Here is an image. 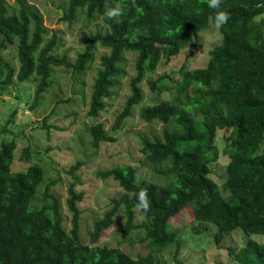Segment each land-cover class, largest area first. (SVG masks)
<instances>
[{
  "label": "trees",
  "instance_id": "obj_1",
  "mask_svg": "<svg viewBox=\"0 0 264 264\" xmlns=\"http://www.w3.org/2000/svg\"><path fill=\"white\" fill-rule=\"evenodd\" d=\"M63 1L61 20L71 22L77 11L83 10L88 19L104 15L108 31L80 36L82 48L69 60L66 53L55 54L56 35L52 32L45 38L48 29L36 8L17 0L16 11H12L0 0V92L32 77L37 81L32 107L49 87L53 66L80 74L92 62L99 45L108 51L98 56L86 112L96 117L104 107V99L111 95L116 78L123 73L124 52H133L129 93L114 117L112 130L119 129L132 107L140 104V84L145 74L155 72L161 58L169 62L186 46L197 45L200 33L215 26V12L226 11L229 19L218 29L220 43L210 48L203 67L181 66L178 79L168 88L162 84L163 76L145 79L151 92L170 89L174 94L172 100L142 105L137 114L141 121L163 124L159 136L141 137L139 151L148 162L165 163V170L158 172L169 180L159 183L137 179V168L127 164L95 171L97 178L115 181L122 192L111 198L110 208L93 221L88 231L90 243H82L79 238L77 203L83 193L74 188L78 177L73 171L80 162L67 170L73 181L64 199L70 214L66 229L59 199L49 192L53 182L43 187L39 204H34L43 180L41 166L29 162L33 156L23 148L22 158L29 165L12 171L15 141L1 139L0 264H155L152 254L176 243L175 232L167 229L168 220L185 206H194L193 213L200 222L216 226V243L234 228L264 234V0H221L220 8L215 10L208 6V0ZM106 4L119 5L122 14L107 17ZM255 16L259 18L254 20ZM9 47L15 50L16 68L2 55ZM15 108L5 125L12 121ZM88 129L93 147L114 140L99 122ZM218 130H223L221 151L227 156L223 182L227 197L209 176L210 163L218 155ZM4 131L7 129L2 126L0 132ZM141 190L147 193V211L137 208ZM120 211L124 219L117 244L97 243L100 232L113 224ZM136 211L143 217L139 223L134 222ZM200 229L195 227L197 232ZM135 230L142 231L139 241L148 246L144 256L131 257L118 246ZM228 251L230 264H264V245L252 239L236 251Z\"/></svg>",
  "mask_w": 264,
  "mask_h": 264
},
{
  "label": "rangeland",
  "instance_id": "obj_2",
  "mask_svg": "<svg viewBox=\"0 0 264 264\" xmlns=\"http://www.w3.org/2000/svg\"><path fill=\"white\" fill-rule=\"evenodd\" d=\"M3 1L8 9L16 11L17 0ZM25 2L41 14L43 25L48 29L45 38H48L52 32L56 35L55 54L60 56L66 53L69 60H73L75 54L82 48L79 42L80 36L90 37L94 32L108 31L104 15H95L88 19L83 10H78L71 22L61 20L60 5L63 4V0H25ZM258 18L259 16H255L254 20ZM220 35L215 26H209L200 33L197 45L186 46L169 62L161 58L155 72L145 74L140 84L143 98L140 104L132 107L131 114L123 119L119 129L112 130L111 126L129 93L128 80L134 74L133 52H124L121 65L123 73L116 78L111 95L104 99V107L96 117H89L86 112L92 79L98 68V56L108 51L99 45H96L92 62L80 74L61 66H53L49 87L43 91L32 107L30 105L36 79L30 77L14 88L9 87L1 91L0 128L5 126L7 131L0 132V141L10 138L15 141L11 170H23L29 162L33 163V160L41 166L43 171V180L39 183L33 198L34 204H39L43 187L53 182L49 192L59 199L61 213L68 229L67 220L70 214L66 211L64 199L73 177L67 170L75 162H80L73 171V174L78 177L74 188L83 193L82 199L77 203L80 210L79 238L82 243H90L88 231L91 230L93 221L101 218L111 206L110 199L118 197L122 192L115 181L110 178L99 179L94 175L95 171L127 164L137 168V179L159 183L168 181V176L158 172L159 169L165 170L166 164L148 162L139 151L141 137L159 136L163 124L156 121H141L137 114L142 105L161 99L172 100L174 94L170 89L151 92L144 81L147 78L163 76L162 84L168 88L171 82L178 79L177 72L181 66L184 69L203 67L210 48L220 43ZM2 55L16 68L13 47L2 51ZM12 107H16V112L12 121L5 125ZM94 122L101 123L103 129L113 136L114 140L101 141L96 147L91 146L88 128ZM222 135L223 130H218L215 136L218 155L217 159L210 163L209 176L217 184L220 193L227 197L226 191L223 190L227 156L221 151L224 146ZM23 148H27L30 157L33 156L29 162L22 158ZM193 209L194 206H185L168 220L167 229L175 232L176 243L173 242L161 252H154L152 255L156 258L155 264H176L177 262L230 264L232 256L228 249L236 251L248 239L264 245V234L245 233L239 228L224 233L219 242H214L213 234L216 226L212 223L200 222L194 215ZM123 219L120 211L113 224L100 232L97 243L115 246L120 237L119 231ZM142 219V214L136 211L134 222L139 223ZM196 226L201 227L199 232L195 231ZM142 235L140 230L132 231L118 245L119 248L131 257L146 255L148 246L145 241H139Z\"/></svg>",
  "mask_w": 264,
  "mask_h": 264
},
{
  "label": "clouds",
  "instance_id": "obj_3",
  "mask_svg": "<svg viewBox=\"0 0 264 264\" xmlns=\"http://www.w3.org/2000/svg\"><path fill=\"white\" fill-rule=\"evenodd\" d=\"M134 2V0H133ZM221 4V0H208V6L212 9H219ZM123 9L116 5L115 7H109L107 4L105 5V15L109 18L118 17L122 14ZM229 19V15L226 11L220 10L215 12L214 14V25L217 29L222 27ZM139 203L137 204L138 209L148 210L149 204L147 199L146 190H141L139 192Z\"/></svg>",
  "mask_w": 264,
  "mask_h": 264
}]
</instances>
